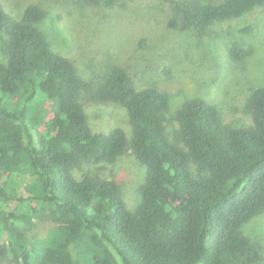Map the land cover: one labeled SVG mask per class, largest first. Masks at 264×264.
Listing matches in <instances>:
<instances>
[{
    "label": "trees",
    "instance_id": "16d2710c",
    "mask_svg": "<svg viewBox=\"0 0 264 264\" xmlns=\"http://www.w3.org/2000/svg\"><path fill=\"white\" fill-rule=\"evenodd\" d=\"M88 1L111 8L122 0ZM161 1L182 15L180 30L198 35L264 9V0ZM45 17L31 4L15 19L0 4V264L9 255L11 264H257L260 250L242 227L264 211V87L246 103L251 128L225 125L215 106L194 99L167 135L169 96L137 90L113 68L89 99L125 108L131 140L121 129L94 133L80 101L89 88L37 29ZM243 55L232 47V59ZM127 149L146 168L133 210L115 181L72 174L78 163L113 164ZM45 216L55 227L29 238Z\"/></svg>",
    "mask_w": 264,
    "mask_h": 264
},
{
    "label": "rangeland",
    "instance_id": "374dc122",
    "mask_svg": "<svg viewBox=\"0 0 264 264\" xmlns=\"http://www.w3.org/2000/svg\"><path fill=\"white\" fill-rule=\"evenodd\" d=\"M218 5L225 0H182ZM4 11L17 19L28 5L46 12L37 29L50 49L70 59L88 86L80 94L87 124L94 133L124 131L130 142L132 127L125 108L95 103L90 92L103 83L113 68L123 69L131 85L155 88L169 96L165 113L167 135L177 128V112L189 100L208 102L219 111L222 122L234 128H251L245 112L251 93L264 87V9L256 8L236 18L214 23L203 35L182 31L183 17L172 3L161 0H122L111 8L88 0H0ZM6 36L4 35L3 39ZM233 46L244 55L230 56ZM7 42L0 44V62L6 61ZM47 120L52 119L46 103ZM45 127L42 128V130ZM73 176L84 174L115 181L127 209L141 200L146 168L130 149L113 164L73 166ZM55 224L45 216L35 221L30 238H45ZM243 235L258 246L264 264V211L242 227ZM11 264V255L2 263Z\"/></svg>",
    "mask_w": 264,
    "mask_h": 264
}]
</instances>
